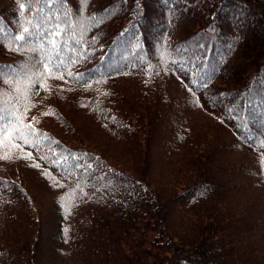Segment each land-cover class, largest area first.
<instances>
[{
  "label": "trees",
  "instance_id": "obj_1",
  "mask_svg": "<svg viewBox=\"0 0 264 264\" xmlns=\"http://www.w3.org/2000/svg\"><path fill=\"white\" fill-rule=\"evenodd\" d=\"M40 6L0 0V65ZM58 7L67 85L0 83V264H264V0Z\"/></svg>",
  "mask_w": 264,
  "mask_h": 264
},
{
  "label": "snow or ice",
  "instance_id": "obj_2",
  "mask_svg": "<svg viewBox=\"0 0 264 264\" xmlns=\"http://www.w3.org/2000/svg\"><path fill=\"white\" fill-rule=\"evenodd\" d=\"M67 2L68 0H43V4L49 6L48 11L45 12L43 6L38 7L32 17L26 20L28 26H19L20 30L14 36L15 50L19 51L23 47L33 55L27 58L29 63L20 68L13 65H0V83L6 81L15 83L17 80L31 76L36 72L39 73L40 80L45 78L64 79V70L68 65L78 61L76 45L81 44V41L75 39L77 35L75 20L58 7ZM53 5L57 7L53 8ZM19 9L23 15L26 4L24 2L19 3ZM75 11L76 15H79V9ZM2 32L3 30L0 29V34ZM170 63L177 65L178 61L173 60ZM173 71H184V67L181 65L179 68H173ZM53 73H59V75L53 76ZM68 75L71 76L72 73L69 72ZM40 80H32L28 86L32 87ZM189 90L191 91V89ZM13 114H15V111ZM3 119L4 109L0 108V121ZM27 127L30 128L31 126L28 125ZM7 136H9L7 127H0V144L3 143V138ZM10 139L13 142L17 139L23 140V130L20 128L15 129ZM259 163L261 168H264V157H261ZM35 166L39 167L38 164Z\"/></svg>",
  "mask_w": 264,
  "mask_h": 264
}]
</instances>
